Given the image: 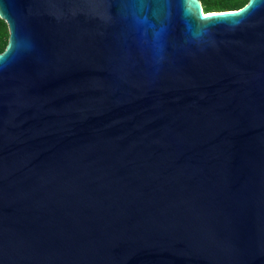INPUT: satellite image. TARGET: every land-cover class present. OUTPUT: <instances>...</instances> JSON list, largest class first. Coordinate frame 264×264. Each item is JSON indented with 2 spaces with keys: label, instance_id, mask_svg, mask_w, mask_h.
Instances as JSON below:
<instances>
[{
  "label": "water",
  "instance_id": "1",
  "mask_svg": "<svg viewBox=\"0 0 264 264\" xmlns=\"http://www.w3.org/2000/svg\"><path fill=\"white\" fill-rule=\"evenodd\" d=\"M0 16V264H264V0Z\"/></svg>",
  "mask_w": 264,
  "mask_h": 264
},
{
  "label": "trees",
  "instance_id": "2",
  "mask_svg": "<svg viewBox=\"0 0 264 264\" xmlns=\"http://www.w3.org/2000/svg\"><path fill=\"white\" fill-rule=\"evenodd\" d=\"M205 12L238 9L249 0H200ZM9 41V26L0 16V53L4 51Z\"/></svg>",
  "mask_w": 264,
  "mask_h": 264
},
{
  "label": "snow or ice",
  "instance_id": "3",
  "mask_svg": "<svg viewBox=\"0 0 264 264\" xmlns=\"http://www.w3.org/2000/svg\"><path fill=\"white\" fill-rule=\"evenodd\" d=\"M250 6L251 5H246L244 8L239 9L237 12L209 14V16L205 17V19H210V18H213V17L234 16V15H237V14H240V13L244 12Z\"/></svg>",
  "mask_w": 264,
  "mask_h": 264
}]
</instances>
